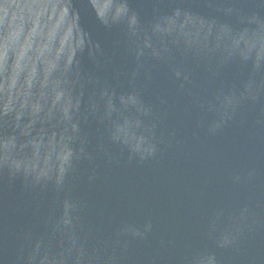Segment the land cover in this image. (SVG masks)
<instances>
[{
	"label": "water",
	"instance_id": "95a60500",
	"mask_svg": "<svg viewBox=\"0 0 264 264\" xmlns=\"http://www.w3.org/2000/svg\"><path fill=\"white\" fill-rule=\"evenodd\" d=\"M62 14L59 35L82 43L49 74L48 88L64 97L44 125V147L19 153L39 159L50 178L33 183L0 165V264H24L21 249L48 240L65 201L78 205L86 247L102 248L108 264H187L196 252L213 253L216 264H264V0H4L0 33L19 30L22 42L35 21ZM249 81L256 99L209 132L222 94ZM142 138L151 156L135 151ZM122 223L152 228L144 239L118 238ZM234 225V243L218 247Z\"/></svg>",
	"mask_w": 264,
	"mask_h": 264
},
{
	"label": "clouds",
	"instance_id": "9594fccd",
	"mask_svg": "<svg viewBox=\"0 0 264 264\" xmlns=\"http://www.w3.org/2000/svg\"><path fill=\"white\" fill-rule=\"evenodd\" d=\"M4 0H0L2 6ZM117 13V17L122 15ZM66 21V15L62 14L56 23H40L38 20L33 23L32 30L28 37L22 42L19 38V30L11 31L7 35L0 33V124H5L4 132L8 139L0 140V165H6L12 177L23 175L31 178L33 183H41L49 179L48 173L41 167L39 159L29 160L19 155L25 148L31 147L38 154L44 147L45 128L51 110L61 102L64 92L59 87L49 89V74L59 66L62 59L70 57L75 47H79L81 41L73 42L70 32L59 35L62 24ZM2 23V18H0ZM189 46L197 43L193 37H178ZM219 52V51H218ZM141 54V53H140ZM139 54V55H140ZM15 57L10 64V56ZM225 53L219 52V56ZM231 58H236L241 62L247 59H240L241 53L237 50L227 52ZM161 54H159V58ZM39 66V73H38ZM260 64L255 69H259ZM175 75L179 78L182 73L172 67ZM102 96H109V91L102 89ZM121 103H135L133 96L120 98ZM255 100V90L251 87V82H246L242 90L238 93L231 91L222 94L221 110L218 121H213L209 126V132H215L222 127L226 119L231 117V113L239 106L242 100ZM107 108L112 109V96L107 103ZM95 110V105H94ZM65 116H68L67 109H64ZM8 118L6 121L5 118ZM70 118V117H68ZM36 124L40 125L37 135H32V129ZM17 136L28 137L24 144H15ZM15 151L9 150V143ZM135 151L145 155L153 154L152 145L142 138L136 145ZM143 157V158H144ZM65 164L67 160L65 158ZM251 175V174H249ZM237 182L239 176L233 177ZM65 176L61 175L55 186L60 189L64 186ZM65 212L59 215L50 223V233L48 240L37 238L31 240L30 246L21 249L24 264H108V260L102 259L101 249H89L84 240L77 232V217L73 209L78 205L71 201H65ZM243 218V212L241 213ZM152 228L151 223L140 226L122 223L117 229L116 236L132 237L144 239L146 233ZM238 231V226L232 229H225L216 239L218 247H226L234 243V232ZM59 237V243L53 246L52 239ZM30 239V238H28ZM115 244H119L117 239ZM110 259V258H109ZM187 264H216V257L211 252H196L188 260Z\"/></svg>",
	"mask_w": 264,
	"mask_h": 264
}]
</instances>
